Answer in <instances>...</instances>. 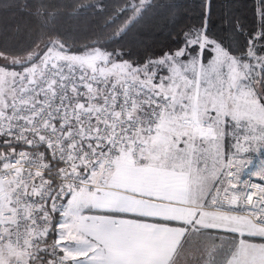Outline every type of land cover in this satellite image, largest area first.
I'll return each instance as SVG.
<instances>
[{"label":"snow or ice","instance_id":"snow-or-ice-1","mask_svg":"<svg viewBox=\"0 0 264 264\" xmlns=\"http://www.w3.org/2000/svg\"><path fill=\"white\" fill-rule=\"evenodd\" d=\"M50 7L0 0L21 43L55 33ZM71 7L107 42L0 51V264H264V0L251 20L236 0ZM177 15L175 47L135 59L140 26Z\"/></svg>","mask_w":264,"mask_h":264},{"label":"trees","instance_id":"trees-1","mask_svg":"<svg viewBox=\"0 0 264 264\" xmlns=\"http://www.w3.org/2000/svg\"><path fill=\"white\" fill-rule=\"evenodd\" d=\"M76 2L85 3L90 2V0H47V3L51 5L49 11L56 13L55 33L50 26L42 30L43 38L41 39L38 26L32 25L30 29L32 35L24 38L22 43L20 41L24 37V32L21 31L19 34L15 32L16 21L12 19L9 13H0V42H4L5 45L0 47V51H6L9 57L24 60L28 52L34 50L33 41L40 39V45L44 46V43L54 36L66 44L70 53H83L98 43H106L111 29H104L103 21L97 22L96 18L90 14L91 10L77 16L70 15L73 12L71 5ZM236 3L243 14L251 20V8L256 0H236ZM186 22L187 20L182 15L155 20L149 19L139 28L143 35L136 36L137 43L133 50L137 55L134 58H158L161 52L167 51L170 47H175L173 43L175 31L183 27ZM21 23L23 24V22Z\"/></svg>","mask_w":264,"mask_h":264},{"label":"rangeland","instance_id":"rangeland-1","mask_svg":"<svg viewBox=\"0 0 264 264\" xmlns=\"http://www.w3.org/2000/svg\"><path fill=\"white\" fill-rule=\"evenodd\" d=\"M41 46V48H43V45H40ZM70 54H82V53H70ZM9 57V56H8ZM12 57H9V59H11ZM20 59H22V58H20ZM25 59H26V57H25ZM24 59V60H25ZM10 71H21V69L20 68H10L9 69ZM5 90H6V87H5ZM7 94V93H6ZM249 158H251L252 160H253V163L254 164H259V160H260V157H259V155L258 154H255V153H253V154H251L250 155V157ZM248 168H251V166H248ZM248 168H246L245 169V172L242 174V175H244V176H247V177H249V178H253V177H258V176H255V175H252V176H249L248 175ZM254 170V169H253Z\"/></svg>","mask_w":264,"mask_h":264},{"label":"built area","instance_id":"built-area-1","mask_svg":"<svg viewBox=\"0 0 264 264\" xmlns=\"http://www.w3.org/2000/svg\"><path fill=\"white\" fill-rule=\"evenodd\" d=\"M242 179L249 180L250 182H253V183H260L261 182L259 177L249 178L247 176L242 175Z\"/></svg>","mask_w":264,"mask_h":264}]
</instances>
